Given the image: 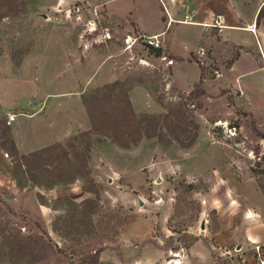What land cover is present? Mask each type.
Returning a JSON list of instances; mask_svg holds the SVG:
<instances>
[{"label":"rangeland","instance_id":"1","mask_svg":"<svg viewBox=\"0 0 264 264\" xmlns=\"http://www.w3.org/2000/svg\"><path fill=\"white\" fill-rule=\"evenodd\" d=\"M238 1L248 21L264 3ZM193 4L181 8V20L190 10L199 14ZM0 8V102L6 107L18 114V104L28 109L45 99H81L84 105L105 84L126 83L137 117L166 115L173 107L176 123L163 124V132L184 140L142 138L123 147L95 132L83 136L93 128L89 117V129L64 144L78 166L77 153L90 144L83 174L74 177L75 169L65 165L63 179L53 185L60 170L51 166L53 174L37 184L20 170L10 187L0 188V264H87L101 247L98 264H258L255 243L247 246L242 237L245 218H264L260 53L249 51L242 60L243 47L230 44L218 26L200 44L203 30L180 23L174 29L177 51L197 48L168 65L149 53L145 37L131 36L137 41L129 48L123 27L111 29L104 11L84 0H0ZM32 54L26 63L33 67L21 70ZM87 58L99 65L94 76L78 67ZM190 63L199 65L202 81ZM17 120L28 128L24 117ZM1 146L14 163L10 143ZM95 197V211L86 213L85 200ZM14 239L31 247L19 251Z\"/></svg>","mask_w":264,"mask_h":264},{"label":"crops","instance_id":"2","mask_svg":"<svg viewBox=\"0 0 264 264\" xmlns=\"http://www.w3.org/2000/svg\"><path fill=\"white\" fill-rule=\"evenodd\" d=\"M84 1L87 2L88 5L96 6L97 8H100L104 11L105 21L109 27H111V29L119 30L120 27H123V31L127 32V36H133L134 38L152 37L158 35V40L160 41L163 49V56L169 59L172 58L174 61L178 58L187 57L197 48L196 47L193 50L185 45L186 50L184 52L182 51L183 53H180L176 49L174 36L175 24H180L178 21L181 20V15L179 14L181 8L185 5H189L190 3H194L200 7L199 14L197 16V22L199 24L192 25L200 27L203 30V34L200 37V44L205 34L210 35L209 30H211L210 28L213 27L210 24L214 22L213 20L216 17L220 16L222 23L220 31L223 35H225L227 41L230 44L243 47L244 51L241 57L242 60L245 59V55L250 54L249 51L260 53L264 59V18L257 22V16L260 13L264 3L257 4L256 8L252 12L253 17H251V19L248 21L245 15L242 13V6L244 3L240 4L238 0H223L221 6H215V9L210 7L212 4H215L213 0H178V5H176L175 0ZM234 4L236 8H238H235L238 13L237 15H234L232 12L234 9ZM165 6L168 10H166ZM166 11L172 19L170 22L169 19L164 15ZM235 21H243V23L245 22V27H238ZM131 33L135 35H132ZM240 33L242 34L240 35ZM33 56L34 54H32L23 62L21 70L24 66H28L30 68L33 67L34 63H26V61H28ZM181 64L182 63H177V65L173 68V76L176 83L177 80L175 73L180 69L179 66ZM190 64L197 66V69L199 70L198 76L200 79L201 68L198 64ZM35 67L39 71L45 69H39V66ZM78 67L80 68L81 73L83 70H86V73L89 77L91 74L92 76L95 75V71L99 68V65L91 62L87 58L84 63L82 61L79 62ZM98 75H100V72ZM47 97L50 98L51 95L48 94ZM18 106L16 109H18L20 113L17 114L13 107H6L0 102V122L5 123L8 119V116L11 114H16L19 118L24 117L22 124L24 122L27 124L28 128L26 129H23L17 125V119L10 126L5 124L7 127H9L10 135L20 154H28L53 144H65L72 136L79 135L81 132L88 130L90 127L89 115L81 99H79V104L76 102H67L66 100H59L57 104H52L48 103L45 99L44 101H35L34 104H29L28 109L23 105L18 104ZM1 117L5 118L2 120ZM1 135L2 126L0 125V136ZM13 169L14 164L12 161H10V159L4 156L0 143L1 189H6L7 187L11 186L13 180ZM56 188H53L52 190V192L55 194L58 193ZM245 220H247V223L244 224L242 237L244 239V243L247 246H250L254 243H261L264 245V218L257 219L256 217H249L245 218ZM177 263L179 264L180 262ZM132 264L141 263L137 261L132 262Z\"/></svg>","mask_w":264,"mask_h":264},{"label":"trees","instance_id":"3","mask_svg":"<svg viewBox=\"0 0 264 264\" xmlns=\"http://www.w3.org/2000/svg\"><path fill=\"white\" fill-rule=\"evenodd\" d=\"M1 10V8H0ZM5 16H1L2 20ZM264 18L263 7L257 16V22ZM151 55H155L149 50ZM172 59V58H171ZM202 81V76H201ZM200 81V82H201ZM84 105L86 106L88 115L93 122V128L87 131L83 136L91 135L94 132L98 135H104L109 137L113 142L123 147H129L132 144L139 142L142 138L158 139L163 143H171L173 141L184 142L182 136H168L163 132V124L176 123L174 116L178 115L175 108L171 107L168 114L161 116H147L137 117L133 104L129 96V89L126 83H109L105 84L103 89L89 98L84 99ZM98 113V114H97ZM115 120L116 126H112L110 119ZM114 122V121H113ZM6 122L2 126V135L0 136L1 145L5 146L10 143V150L15 157L13 176L20 170L26 175L31 182L39 184L44 174H53L50 170L51 166H54L59 171L56 179L50 182L53 185L63 179L65 165L75 169L74 177L79 174H83L84 167H87L86 152L90 151V144L86 142L84 153H77L81 157L80 166H78L74 160L71 159L69 151L64 144H53L33 151L28 154H20L17 150V146L14 143L9 127L5 126ZM59 150H62L59 152ZM9 153V152H8ZM10 154V153H9ZM86 158V159H85ZM77 168V169H76ZM87 174V171H86ZM90 192H94L96 196H99L98 189H89ZM96 198V197H95ZM97 198H87L85 202L87 207L86 213H93L95 211L94 204ZM0 227V234H2ZM13 248L21 251L26 247L30 248V243L14 239ZM25 244V246H24ZM103 247L96 249L95 253L91 256V260L87 264H98L100 254L103 251Z\"/></svg>","mask_w":264,"mask_h":264},{"label":"built area","instance_id":"4","mask_svg":"<svg viewBox=\"0 0 264 264\" xmlns=\"http://www.w3.org/2000/svg\"><path fill=\"white\" fill-rule=\"evenodd\" d=\"M161 1H163V0H161ZM166 13H167V17L169 19V22L172 21V19H171L170 15L168 14L167 11H166ZM197 15H198V13H197V11L195 9L190 10L184 16V20H180L178 22L183 23V24H190V25L199 24L197 21L194 20V18H196ZM213 21L215 22V24H210L211 26L212 25L213 26H218L219 28L222 27L221 17L220 16L216 17ZM129 39H131V37H128V39L126 40V43L129 45V48H131L134 45V43L137 41V39H135V42H132V39H131V43H128ZM145 40H146V44H148V45H151V46H153L155 48H162V45H161L160 41L158 40V35L157 36H152V37H145ZM203 51L204 50H201V52H203ZM160 58L163 61H167L168 65H173V63H174V61L172 59L168 60V58L163 56V55ZM140 61H141V63L143 61H145V62H147V65H148V61L143 60V59H141ZM16 119H17V115L16 114H11V115L8 116L6 124L8 126H10L13 122H15ZM4 156L6 158H9L10 154L8 152H5ZM253 248H254V251H255L254 252L255 256H256V258L258 260V264H264V245L261 244V243H255ZM236 251H238L237 248H235V251L230 250L228 248L224 249V253H228V254H233V252H236Z\"/></svg>","mask_w":264,"mask_h":264},{"label":"water","instance_id":"5","mask_svg":"<svg viewBox=\"0 0 264 264\" xmlns=\"http://www.w3.org/2000/svg\"><path fill=\"white\" fill-rule=\"evenodd\" d=\"M146 48L148 50L152 51L155 54V56H157V57H161L163 55V49L162 48H155V47L148 45V44H146Z\"/></svg>","mask_w":264,"mask_h":264},{"label":"bare ground","instance_id":"6","mask_svg":"<svg viewBox=\"0 0 264 264\" xmlns=\"http://www.w3.org/2000/svg\"><path fill=\"white\" fill-rule=\"evenodd\" d=\"M193 25H195V24H193ZM129 41H130V43H131V39H129ZM128 43H129V42H128ZM143 62H145V61H143ZM143 62H142V63H143ZM146 63H147V62H146ZM146 63H144V64H146ZM146 65H147V64H146Z\"/></svg>","mask_w":264,"mask_h":264}]
</instances>
